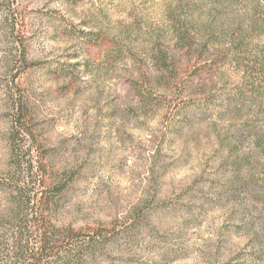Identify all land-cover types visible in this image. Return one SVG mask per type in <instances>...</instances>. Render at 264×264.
Listing matches in <instances>:
<instances>
[{"label":"rangeland","instance_id":"rangeland-1","mask_svg":"<svg viewBox=\"0 0 264 264\" xmlns=\"http://www.w3.org/2000/svg\"><path fill=\"white\" fill-rule=\"evenodd\" d=\"M14 2H0V177L20 96L52 223L111 236L86 264H264V0ZM183 2L222 29L173 44L169 95L162 77L136 87L164 72L152 45Z\"/></svg>","mask_w":264,"mask_h":264},{"label":"trees","instance_id":"trees-1","mask_svg":"<svg viewBox=\"0 0 264 264\" xmlns=\"http://www.w3.org/2000/svg\"><path fill=\"white\" fill-rule=\"evenodd\" d=\"M5 1L7 9L13 11L14 0H0L1 3ZM184 8L187 11L184 12ZM200 11L199 8L190 10L187 3L183 2L166 12L170 16L167 20V35L157 40L164 44V48L162 45H152L150 56L154 62L161 63L165 70L163 72L159 67L140 72L143 79L135 83L136 87L144 89L145 81L155 85L162 77L166 80L163 88L165 95L173 92L181 78L180 50L175 49L173 44L180 41L191 47L195 38L203 43L211 40L210 43H213L215 32L222 29L223 24L219 20H214L215 24L210 18L200 19ZM236 24L239 21L236 23L233 19L232 25ZM125 47L128 52L126 59H131L130 53L133 52H130L129 46ZM121 52L122 49H119ZM261 91L264 96V86ZM25 110V101L18 96L12 103L9 118V169L6 176L0 177V189L7 194L6 204L0 210V215L7 218L3 228H0V264H86L87 256L99 249L97 235H103L101 238L104 241L111 236L107 235L108 232L83 233L71 227L60 228L52 223L51 200L45 196L50 187L39 173L31 145L27 142L32 134Z\"/></svg>","mask_w":264,"mask_h":264}]
</instances>
